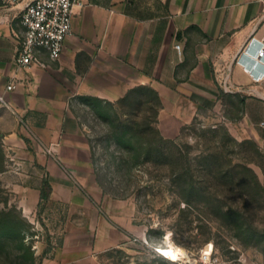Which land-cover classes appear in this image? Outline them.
Instances as JSON below:
<instances>
[{
  "label": "rangeland",
  "instance_id": "1",
  "mask_svg": "<svg viewBox=\"0 0 264 264\" xmlns=\"http://www.w3.org/2000/svg\"><path fill=\"white\" fill-rule=\"evenodd\" d=\"M216 92L217 97H194L197 116L168 139L174 145L160 160L154 152L150 160L144 158L140 138L113 128L123 119L116 101L72 100L86 129L96 184L110 199L111 215L101 204L95 211L126 233L120 245L93 252L102 264H264V142L257 137L259 122L249 120L260 107L256 97L221 85ZM139 97L144 101L139 113L151 118L154 99L146 91ZM19 124L17 140L7 138L9 123L0 114V264H37L56 252L75 259L78 246L87 252L94 243V230L84 229L94 212L79 200L68 206L39 199L33 208L32 190L39 192L48 179L37 155L52 143L41 144L25 118ZM128 146L136 160L128 156ZM70 181L76 195L85 197V189ZM184 192L191 206L182 201ZM67 234L74 248L65 253Z\"/></svg>",
  "mask_w": 264,
  "mask_h": 264
},
{
  "label": "crops",
  "instance_id": "2",
  "mask_svg": "<svg viewBox=\"0 0 264 264\" xmlns=\"http://www.w3.org/2000/svg\"><path fill=\"white\" fill-rule=\"evenodd\" d=\"M29 1L0 3V89L11 79L16 83L6 94L7 106H0L9 123L5 133L17 140L25 118L41 144H55V156L37 155L51 186L48 203L72 206L79 200L94 212L84 226L94 230L87 252L80 245L75 259L56 252L41 264H102L93 252L126 238L125 231L95 211L101 204L110 214V199L96 184L86 129L73 110L75 97L116 101L132 88H149L161 102L157 129L164 139H174L198 114L194 97H217L216 86L226 78L232 93L256 97L260 112L249 120L259 122L257 137L264 142V79H259L264 57L255 60L253 49L242 55L246 41L262 33L260 0H88L73 8L72 34L60 59L51 61L40 52L43 65L23 69L16 64L24 35L19 16ZM70 179L85 189V197L76 195ZM31 200L34 208L38 190H32ZM71 238L65 237V253L74 248L68 245Z\"/></svg>",
  "mask_w": 264,
  "mask_h": 264
},
{
  "label": "built area",
  "instance_id": "3",
  "mask_svg": "<svg viewBox=\"0 0 264 264\" xmlns=\"http://www.w3.org/2000/svg\"><path fill=\"white\" fill-rule=\"evenodd\" d=\"M21 0H0L2 6H12ZM262 12L258 23L262 33L259 38L252 35L242 47V55L253 49L255 60L264 57V0H260ZM88 0H30L20 13L19 21L24 29V35L18 45L16 64L19 68L27 69L34 65H43L39 60V53L45 52L51 61L60 59L64 43L72 34V16L75 6H84ZM179 53L181 46L175 45ZM259 79H264L259 76ZM225 90L232 91V86L225 78L221 82ZM16 88V83L11 79L0 89V106H7L6 94ZM49 156H55V144L45 149Z\"/></svg>",
  "mask_w": 264,
  "mask_h": 264
},
{
  "label": "trees",
  "instance_id": "4",
  "mask_svg": "<svg viewBox=\"0 0 264 264\" xmlns=\"http://www.w3.org/2000/svg\"><path fill=\"white\" fill-rule=\"evenodd\" d=\"M148 92L152 97V99H154L155 101V108L152 110L150 109V107L148 109L151 110L152 112V117L148 118L146 117V115H142L139 113V110L142 109L144 101L141 99L140 94L142 92ZM94 100H100L98 98L95 97H90ZM104 101V100H102ZM106 103V102H105ZM115 105L117 106L118 110L120 111V113L123 116L122 120H119V122L114 125V129L116 131H119V134L121 136H124L126 134H130L132 136H136L138 138L141 139L142 144L145 146L144 148H142V145H138L140 150L141 148L142 150V154L144 155V158H146L147 160H150L152 158V153L154 152L156 154V159H163L164 156L168 157L169 156V145H174V141H170L168 139H164L160 132L157 129V116H158V112L161 108V102L160 99L158 97V95L152 91L149 88L146 87H135L132 88L130 90L127 91V93L120 99L116 100ZM139 109V110H138ZM128 110H131L130 113ZM128 111V113H127ZM132 112H134L132 114ZM188 125L182 127V129L180 130V133L187 129ZM179 133V134H180ZM155 136V138H154ZM117 140H120V138H116ZM245 143L247 142H242L240 143V145H245ZM137 144V143H136ZM127 154L130 158L136 160L137 159V154H135L133 147L128 146L127 147ZM254 148L257 149L256 145H254ZM168 149V150H167ZM167 150V151H166ZM178 156H180V154H178ZM240 169L243 172H250L251 169L248 168L247 166H240ZM252 172V171H251ZM206 175L210 176L209 171L205 172ZM177 176V175H176ZM211 177V176H210ZM183 171L182 173H179L178 175V181H183ZM255 184H259L258 181H256L255 178ZM193 185V184H192ZM45 186L47 188L48 191H46ZM194 188L193 186H190V189L192 190ZM51 190V186L49 183V180L44 179L42 181V185L39 189V199L40 200H47L49 197V193ZM264 191V189H263ZM190 190L187 192L190 195ZM185 193V192H184ZM187 193H185L186 195H184V197H182V201L187 205V206H191L192 202L190 199V196L187 195ZM183 196V195H182ZM90 201H93L92 198L87 197ZM236 209V207H235ZM233 212L236 213V216H239L238 211H235L232 209ZM237 224V223H236ZM238 226V224H237ZM41 260L39 259V261L37 262V264H41Z\"/></svg>",
  "mask_w": 264,
  "mask_h": 264
}]
</instances>
